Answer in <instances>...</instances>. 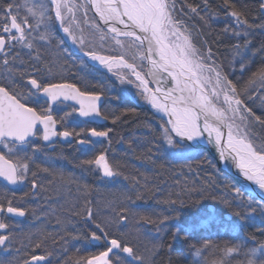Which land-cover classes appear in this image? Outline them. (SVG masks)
<instances>
[{
  "label": "snow or ice",
  "instance_id": "1",
  "mask_svg": "<svg viewBox=\"0 0 264 264\" xmlns=\"http://www.w3.org/2000/svg\"><path fill=\"white\" fill-rule=\"evenodd\" d=\"M208 6L209 0H204V8ZM222 6L232 9L227 14L234 18L235 23V27L231 29L225 27V33L231 31L237 40L243 35L246 49L247 36L250 35L248 29L255 25L249 24L246 19H241L242 13L235 9L231 0H224ZM24 7L34 21L27 24L29 31H25V25L19 22L17 5L9 3L5 8L0 9V53H2L0 69L7 73L5 79L8 80L7 84L0 83V146L7 150L6 153L0 152L2 181L13 186L25 183L32 164H36L45 172L52 171L54 175L57 174L50 161L37 163L34 158L35 153L42 146L34 144L33 140L42 139L51 146L55 143L52 137L76 136L79 137L75 141L77 144L88 145L92 141L86 136L106 138L111 131V129L98 130L95 127L81 128L80 131L55 130L56 119L50 109L61 97L64 101H75L79 105V108H74L73 112L78 111L80 117L86 119L106 117L96 104V101L100 100L99 95L87 93L73 83L63 82L62 73L53 74L50 67L45 71L41 67L43 58L39 52L31 66L35 71L24 69L19 72L21 80L27 77L26 83H20L16 79L18 70L15 59L18 58V54L12 60L9 57L18 45L29 49L34 47L30 42L23 43L34 31L39 33L41 40L53 38L51 13L54 11L55 20L59 22L60 28L84 57L99 62L112 75H118L113 72L115 65L128 69L130 77H135V80L129 78L127 83L136 88V95L155 110L159 122L157 139L171 150L170 155L177 159H191L194 151L212 147L222 164L235 168L238 176L248 182L230 188L235 193L232 197L233 201L236 197H243L249 185H254L261 194H264V137L253 135L255 131L253 121L264 128V117L256 116L245 99V97L253 99L252 91L256 85L264 88V66L253 73L248 85L237 88L223 65L216 61L211 49L206 50L203 43H198L193 35L194 29H190L187 22L177 13V0H79V2L51 0L50 4L40 7H29L27 4ZM188 7L191 13L199 14V6ZM14 8L17 12H14ZM259 8L264 10V0L259 3ZM81 9L84 12L83 17L78 15ZM92 9L103 22L106 31L100 28L95 20L89 23L88 13ZM201 18L207 19L206 16ZM85 23H88V28L83 27ZM42 26L45 29L43 33L40 32ZM259 27L264 28V24ZM97 35L103 42L99 45L96 43ZM120 37L128 39L125 42L119 39ZM36 38L32 37V39ZM111 40H115L121 49L126 50L118 55L100 54L102 51H107L106 45ZM132 49L139 51L140 61L146 60L150 63V69L145 70L142 64H138L135 55L131 59L128 58V52ZM235 49L243 59L239 43L235 45ZM80 63L81 70L94 66L88 65L84 60ZM244 67L241 64L242 71ZM145 71L146 74H142ZM56 75H61L59 81ZM147 76L151 77V81ZM120 79L123 81V77ZM151 82L157 84L154 91L149 87ZM41 95L47 98V107H38ZM258 99L261 108H264V93H261ZM68 115L70 113H65V116ZM60 119L63 122L65 117ZM29 146L32 148V154L24 151L21 155V151ZM151 151L152 149H149V152ZM83 163L89 166L96 165L95 170L102 171L104 177L112 178L120 174L110 166L104 154L95 156L94 159H86ZM58 174L62 179L64 178L63 172ZM31 175L35 177L36 173L31 172ZM31 187L33 189L38 187L35 179L32 180ZM144 187L147 188V184ZM189 191L196 192L197 189L192 187ZM202 192L203 190L201 194ZM82 194L86 207L82 211L73 210L74 214L83 219L85 225H92L88 230L90 243L96 246L103 245V250L86 258L78 255L75 264H155L154 257L163 247L162 241L154 243L149 255L145 256L130 241L115 235V231H121L128 220L127 213L132 211L127 204H109L112 215L99 220L97 219L99 213L93 211V202L87 199L86 185ZM136 198H143L142 194L137 193ZM222 199L225 204L229 203L227 198ZM166 202L172 205L177 203L174 199ZM253 204L264 209V199H255L249 194V214L257 210L252 207ZM235 207L239 208L241 205L235 204ZM171 211L176 212V209L173 208ZM5 212L15 216L25 215L24 209L15 206L12 201H9L7 206L0 203V214ZM236 215L245 220L249 218L239 211ZM139 218L145 223L159 226L165 224L170 217L164 215L162 218L157 216L153 219L151 215H140ZM8 230L9 224L5 219L0 218V245H6L9 240V236L4 234ZM258 230L264 232V227ZM158 231L162 229L158 227ZM178 232L179 230L173 233L174 239ZM72 235L74 238L79 236L88 238V235L80 231L73 232ZM35 246L39 248L42 244L37 243ZM209 250L212 254L217 251L222 253L220 261H214L213 264H231L226 258L234 252L242 253L246 264H264V243H259L258 247L253 246L245 251L244 245L239 243L234 247L218 249L207 239L201 247L195 248L193 264H200ZM120 252L127 254L126 258L121 257ZM45 259L44 255H32L30 260H24V264Z\"/></svg>",
  "mask_w": 264,
  "mask_h": 264
},
{
  "label": "trees",
  "instance_id": "2",
  "mask_svg": "<svg viewBox=\"0 0 264 264\" xmlns=\"http://www.w3.org/2000/svg\"><path fill=\"white\" fill-rule=\"evenodd\" d=\"M223 2L224 0H209V6L205 9L204 0H177L176 11L189 28L194 29L193 35L198 43H203L206 50L211 49L216 61L223 65L233 83L237 88H242L248 85L253 73L264 66V28L259 27L264 24V14L259 8L261 0H231L235 9L242 13L241 19L255 25L248 29L250 35L247 36L246 49L243 35L237 40L231 31H224L225 27H235V23L234 18L227 14L232 9L223 7ZM9 3L18 6V12L16 8L14 12H17L19 22L29 18L32 23L33 18L24 5L40 7L49 4L46 0H0V9ZM189 5L199 6V14L191 13ZM202 16L207 19H202ZM51 21L53 38L45 41L49 47L48 54L42 53V43H32L34 47L28 52L31 55L26 54V49L14 52V57L18 54V59H15L17 81L26 83L27 77L21 80L19 72L26 69L27 63L34 62L38 52L43 58L41 64L50 66L53 74L59 73L56 72V67L62 63L76 66L80 70L72 75L74 79H71L72 76H69V79L64 78L62 74L63 81L71 80L73 84L80 86L81 90L104 97L100 111L106 118L102 125H97V129L111 131L105 140L92 142L88 147H71L69 143H59L55 148L49 149L41 140H33L34 144L42 146L35 153L37 163L50 161L57 174L54 175L52 171L45 172L36 164H32L31 172L36 173L35 177L30 172L27 181L17 190H9L0 183V203L6 202L7 206V203L12 201L15 206L23 208L26 212V221L4 217L11 230L6 232L9 236L7 242L9 244L10 239L15 240L11 228L14 223L17 224L16 229L22 233L19 240H26L30 246L20 260L15 259L13 253L5 252L6 249L1 251L0 264H24V260L32 255H44L46 259L43 264H75L78 255L86 258L103 250V245L96 246L90 243L89 238H74L72 235L76 231L89 235L88 230L92 227L91 224L85 225V221L73 211H82L86 207L82 194L85 185L87 199L93 202V211L99 213L97 219L104 220L106 216L112 215L109 204L125 203L131 208L132 211L127 213L128 220L121 231H115L116 236L130 241L145 256L149 255L154 243L162 241L163 247L154 257L155 264H193L195 248L201 247L205 239L218 249L234 247L239 243L247 250L264 243V232L258 230L264 227V223L257 219V215H264V209L253 204L252 207L257 210L249 214L246 194L236 197L235 201L232 200L235 194L228 195L226 197L229 203L225 204L221 192L228 187L237 186L235 181L222 173L204 150L194 151L191 159H177L170 155L166 144L157 139V116L148 107L134 103L120 93L119 86L99 69L85 67L81 70L82 59L70 52L62 41L52 13ZM44 31L41 27L40 32ZM32 37H37L33 40L37 42L39 33L32 32ZM237 43L241 45L243 59L233 49ZM241 64L245 66L243 71ZM6 76L7 73L0 69V83H8ZM56 79L59 81L61 76L56 75ZM261 93L264 92L256 85L252 91L253 99H245L256 116L264 117V108L257 105L260 104L258 97ZM253 123V135L264 137V128L255 121ZM149 149L152 151L149 152ZM24 151L32 154L31 146L20 154L23 155ZM0 152L6 153L7 150L0 149ZM100 154L106 156L110 166L114 167L119 175L106 179L96 172L94 164L89 166L83 163L84 160L94 159ZM60 172H63V179L58 174ZM33 179L38 185L34 192L29 188ZM145 184L147 188L144 187ZM192 187L197 191L190 192ZM137 193L142 194L143 198L137 199ZM169 199H174L177 203H167ZM235 204H240L241 207L237 208ZM173 208L176 212L171 211ZM237 211L248 215L249 218L245 220L237 216ZM212 214L218 218L224 216L223 226L220 225L213 231L201 229L208 226L207 222L211 220ZM140 215H151L153 219L168 215L170 218L165 224L158 226L141 221ZM226 217L231 221L225 219ZM113 227L116 228L115 225ZM158 227L162 231H158ZM177 230L179 232L174 239L173 233ZM19 240L16 239L19 245H13L18 247V252L21 250ZM37 243L42 244V247L37 248ZM11 251L14 252L12 249ZM23 251H26V248L22 249V253ZM119 255L123 257L121 252ZM232 255L227 258L238 264H245L242 253H238L237 258ZM221 256L220 251L212 254L209 250L200 264L219 262ZM213 257L211 261L210 258Z\"/></svg>",
  "mask_w": 264,
  "mask_h": 264
},
{
  "label": "rangeland",
  "instance_id": "3",
  "mask_svg": "<svg viewBox=\"0 0 264 264\" xmlns=\"http://www.w3.org/2000/svg\"><path fill=\"white\" fill-rule=\"evenodd\" d=\"M48 1V0H47ZM77 2H79V0H77ZM78 15L79 16H81V17H83L84 16V12H83V9H81V11L78 13ZM88 18H89V23H91V21L92 20H95L96 22H97V24H98V26L100 27V28H102V29H104L99 23H98V21H97V19L91 14V11L88 13ZM25 20H26V18H24ZM21 23L22 24H24L25 25V31H29V29L27 28V24H28V22H26V24H25V22H23V21H21ZM56 27H57V32H60V30H62L61 28H60V26H58V25H56ZM83 27L84 28H88V23H85V24H83ZM105 30V29H104ZM106 31V30H105ZM63 32V31H62ZM64 33V32H63ZM64 35H66L65 33H64ZM30 39H29V41L27 40V41H25V42H23V43H28V42H30V43H38V45H41V39H39V37H38V41L36 42V41H33L34 39H32V35L29 37ZM119 39H121L122 41H127V39H124V38H119ZM42 41H44L43 43H45V41H46V39L45 40H42ZM96 43H97V45H99V44H101V43H103L102 41H100L99 40V35H97V37H96ZM75 47V46H74ZM77 48V47H76ZM106 48H107V51H102L100 54H112V55H118L121 51H125L126 49H121V46L120 45H117L116 43H115V40H111V41H109L108 42V44L106 45ZM20 49H26V54L28 55L29 53V51H30V49L29 48H27V47H22V46H20V45H18L17 46V48L14 50V52H18ZM78 49V48H77ZM38 50H40V46H39V48H38ZM14 52L12 53V55L13 56H10L9 57V59L10 60H12L13 59V57H14ZM0 55H2V53L0 54ZM133 55H135L136 56V62L138 63V64H142L143 66H144V68H145V70H146V63H145V61H140L139 60V55H140V53H139V51L138 50H136V49H132L131 51H129L128 52V58L129 59H131V57L133 56ZM18 59V58H17ZM47 61V60H46ZM90 61V63L91 64H93L94 62L93 61H91V60H89ZM89 65V64H88ZM41 67L42 68H44L45 69V71H47L48 69H49V67L50 66H48V65H45V64H41ZM76 67V66H75ZM74 66H70V65H65L64 63H62V64H60V65H58L57 67H56V69H57V71L56 72H59V73H64V75H67V76H72L73 74H77V70L79 71L80 69H78L77 67L75 68ZM93 67H95V68H97V69H99L100 71H102L105 75H107L108 77H109V79L111 78L112 79V81L116 84V85H118L119 87H118V89H119V91H120V93H122L125 97H129V98H131V100H133L134 101V103H137V104H140V105H144V106H146V107H148L154 114H155V110H153L152 108H151V105H149V104H147L144 100H142L138 95H136V88H134L132 85H130V84H128L127 83V81L129 80V78H131L132 80H135V77L134 76H131L130 77V74H129V70L128 69H125V68H123V67H120V66H113V72H115V73H118V75H112L111 73H109L108 71H107V69L106 68H104L103 66H101V65H98V66H93ZM51 68V67H50ZM63 70V71H62ZM35 71V70H34ZM33 71V72H34ZM145 73H146V71H145ZM145 73H142V74H145ZM61 76V75H60ZM121 77H123V81H121ZM64 78H66L65 76H64ZM71 79H74V77L72 76L71 77ZM27 80V79H26ZM65 81H67V82H69V83H73V81H68V80H65ZM138 83V82H137ZM149 87L154 91V89H153V87H152V85L151 84H149ZM104 98V97H103ZM103 103H104V101H103ZM38 107H47V103L46 104H43L42 106L41 105H38ZM99 109H100V107H99ZM56 110V109H55ZM50 111L51 112H53V109H50ZM57 111V110H56ZM76 121V120H75ZM104 121H105V119H103V121L102 122H99V124L98 125H102L103 123H104ZM81 122V121H80ZM60 123V125L62 124L61 122H59ZM59 123H57V125L59 124ZM68 123V122H67ZM56 125V126H57ZM68 125H70L69 123H68ZM71 126V125H70ZM72 127V126H71ZM69 128L68 129V131H72V130H75V129H78V130H80L81 128ZM79 127H82V128H84V129H87V128H91V127H95L96 128V126H94V125H87V127H85V124L83 123V122H81V126H79ZM61 130H65V129H62V128H60ZM56 131H59L58 130V126L56 127ZM87 139L88 140H90V141H92V142H101L102 140H105L106 138H95V137H90V136H87ZM51 148V147H50ZM0 149H2V150H6V149H3L2 148V146H0ZM169 149V148H168ZM170 150V149H169ZM170 152H171V150H170ZM107 160V159H106ZM96 165H95V169H96ZM98 174H100V176H102V177H104L103 176V174H102V171H96ZM104 178H106V179H110V178H108V177H104ZM33 192L35 191L34 189L32 190ZM13 225H17V224H14V223H12V226ZM16 229V228H15ZM15 229H13V231H14V233H13V235H12V237L15 239L14 240V242H12L11 240H10V242H9V244H8V242H6V245L3 247L4 249H6V251L5 252H7V253H9V254H11V253H13L14 255H15V259H17V260H20V258L22 257V255H25L26 253L25 252H27V250H28V247H30V246H28V245H26V251H23V253H22V247H20L19 248V252L18 251H16V249L18 248L17 246H15V247H13V245H15L14 243H17L16 242V239H18L19 240V238H21V236H19V233L17 232V231H15ZM17 230V229H16ZM21 243H22V240L20 239L19 240ZM27 242V241H26ZM10 245V246H9ZM19 245V244H18ZM25 248H24V250H25ZM11 249L14 251V252H12L11 251ZM2 251H4V250H2ZM13 255V256H14ZM10 256H7V258H9ZM31 258H29V260H30ZM39 264V263H38Z\"/></svg>",
  "mask_w": 264,
  "mask_h": 264
},
{
  "label": "bare ground",
  "instance_id": "4",
  "mask_svg": "<svg viewBox=\"0 0 264 264\" xmlns=\"http://www.w3.org/2000/svg\"><path fill=\"white\" fill-rule=\"evenodd\" d=\"M261 2H262V0H261ZM23 22H25V24H26V22H31V20L29 19V18H26V20L24 19L23 20ZM43 27V26H42ZM56 29H57V27H56ZM29 39L30 38H28V41H29ZM41 43H42V45H43V47H44V49L42 50L43 52V54L46 52V54H48L49 53V47L48 46H46V43H43L42 41H41ZM235 51H236V49H235V47L233 48ZM32 64L33 63H27L26 64V69L27 70H29V71H34L35 69L34 68H32L31 66H32ZM63 75H64V73H63ZM67 79H69V76H67V75H64ZM111 79V78H110ZM112 80V79H111ZM65 82H67V81H65ZM87 82V81H86ZM113 82V81H112ZM88 83V82H87ZM114 83V82H113ZM115 84V83H114ZM76 85V84H75ZM157 85V84H156ZM77 86V85H76ZM259 86V85H258ZM78 87V86H77ZM153 87V86H152ZM79 89H80V86L78 87ZM154 89V88H153ZM259 89L261 90V91H263L264 92V88H261L260 86H259ZM91 94V93H90ZM92 94H94V93H92ZM96 95H98V94H96ZM129 100H131V98H129V97H127ZM133 101V100H132ZM43 104H45V102H43ZM42 104V102H41V106L43 105ZM54 104L56 105L55 107H53L52 106V108L51 109H53V112H51V114L53 115V117L56 119V124H57V122L58 121H60V117H68V116H65V113H67V111H65L64 110V106H67L68 104H69V102H67V101H64V100H58V101H56V102H54ZM257 105H260L259 103H257ZM103 107V105H102V103H101V105H100V109ZM57 110H55V109ZM67 108L70 110V111H72L73 112V109H72V106H71V104H69L68 106H67ZM78 112V111H77ZM105 122V121H104ZM96 128H97V122H96ZM99 130V129H98ZM226 131V130H225ZM66 140H68V141H66L65 143H69V145L71 146V147H75V146H81V147H88V145H80V144H77L75 141H76V139H78L76 136H72V137H69V138H65ZM53 145V144H52ZM51 145V146H52ZM44 146L45 147H48V145L45 143L44 144ZM208 153V155L213 159V161L215 162V164L217 165V167L219 166V163H217V161L215 160V158L209 153V152H207ZM194 154V152L191 154V155H193ZM106 157V156H105ZM229 169V168H228ZM235 183H236V185L237 186H239V182H237V181H235ZM18 186L20 187L21 186V184H18ZM17 186V188H19ZM217 187H219V186H217ZM232 187V186H231ZM231 187H228L227 189H223L224 191H222L221 192V197H223V198H227L226 196H228V195H231V194H235L234 193V191H231L230 190V188ZM29 188L31 189V190H33V188L31 187V185L29 186ZM35 190V189H34ZM246 194V196L248 197V195H249V193L248 192H246L245 193ZM252 195V194H251ZM255 199H263L262 197H258V196H255V195H252ZM260 196H264V194H261ZM1 200V199H0ZM1 203H3L4 205H6V202L4 203V202H1ZM33 213H35V211L33 212ZM36 214V213H35ZM214 214V213H213ZM213 214H212V216L210 217V221H208L207 222V225L208 226H204V228H201V229H205V230H211V231H213V229L214 228H216V227H218V226H223V224H224V216H219V218L217 217V216H213ZM4 217H5V215H4V213L3 214H0V218H3L4 219ZM12 218H15L14 220H18V221H26V212H25V215L24 216H20V217H12ZM225 219H228L229 221H231V219L229 218V217H226ZM257 219L261 222V223H264V215H257ZM227 225H228V223H227ZM12 230L13 229H15V228H17V225H13L12 227ZM9 231H11V230H9ZM203 231V230H202ZM17 232L19 233V235L21 236V234L22 233H20V231H19V229H17ZM204 233H207V232H205L204 231ZM208 236H210V234H207ZM207 236V237H208ZM88 238H89V240H90V234L88 235ZM209 238V237H208ZM11 240V239H10ZM89 240H88V242H89ZM9 241V240H8ZM12 242H14V240H11ZM15 245H18V243H14ZM26 244L28 245V243H26V240H24V241H22V243H21V247L22 248H25L26 247ZM93 244V243H92ZM5 245H3L1 248H0V252L2 251V250H4L5 251V249L3 248ZM246 251V250H245ZM122 253V252H121ZM123 254V257H125L126 258V255L127 254H124V253H122ZM238 252H234L233 253V255L232 256H234V258H237L238 256ZM214 259V257L211 259L210 258V260L212 261ZM228 261H231V264H238L237 262H234V261H232V260H229L228 258H226ZM43 261V260H42ZM2 262V261H1ZM0 262V263H1ZM211 263V262H210ZM213 263V262H212ZM32 264H35V263H32ZM245 264H246V262H245Z\"/></svg>",
  "mask_w": 264,
  "mask_h": 264
},
{
  "label": "water",
  "instance_id": "5",
  "mask_svg": "<svg viewBox=\"0 0 264 264\" xmlns=\"http://www.w3.org/2000/svg\"><path fill=\"white\" fill-rule=\"evenodd\" d=\"M261 11H262V13L264 14V10H261ZM92 12H93L94 15L96 16L98 22L102 25V27H103L104 29H106V28L104 27V25H103V22H101V21L99 20V17L96 15L94 9H92ZM0 54H1V53H0ZM145 61H146V60H145ZM146 67H147V69H150V67H151V65H150V63H149L148 61H146ZM147 78L151 81V77H150V76H147ZM169 80H170V78H169ZM151 84H152V86H153V88H154V90H155V88L157 87L156 83H155V82H151ZM42 97H43V96H42ZM43 98H45V99L47 100L46 97H43ZM59 100H63V98L61 97ZM102 101H103V98L100 96V100L96 101V104H97L98 107H100ZM67 102L72 103V104H74L75 106H77V107L79 108V105H78L75 101H71V100H69V101H67ZM81 118L84 119V120H86V121H90V122H102V121H103V119L98 118V117H90V118H87V119H86V118H83V117H81ZM55 129H56V127H55ZM52 140L54 141V140H55V137H52ZM43 142H44V141H43ZM44 143H46V142H44ZM205 150H207V151H208V152H209V153L215 158V160L217 161V163H219V166H218V167H219V169H220L221 171H223V172L229 174L231 177H233V178L235 179V181H237V182H239V183H242V182H243V183H245V184H248V182L243 181L242 177H239V176H238V174H237V170H236L235 168L225 166L224 164H222V163L219 161V159H218V154L216 153V151H215L212 147H207V148H205ZM228 168H229V169H228ZM0 181H1L2 183H4L6 186L10 187V188H16V187L18 186V184H17V185H14V186H13V185H8L7 182L2 181V179H0ZM247 192H248L249 194H252V195H255V196H258V197H262V198L264 199V196H260L261 193L259 192V190H258L254 185H249V186H248V189H247ZM6 215H8V216H10V217H20V216H15V215L8 214V213H6Z\"/></svg>",
  "mask_w": 264,
  "mask_h": 264
},
{
  "label": "flooded vegetation",
  "instance_id": "6",
  "mask_svg": "<svg viewBox=\"0 0 264 264\" xmlns=\"http://www.w3.org/2000/svg\"><path fill=\"white\" fill-rule=\"evenodd\" d=\"M72 109H74V107H73ZM73 113H74V112H73ZM75 113H77V112H75Z\"/></svg>",
  "mask_w": 264,
  "mask_h": 264
}]
</instances>
